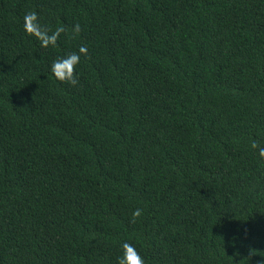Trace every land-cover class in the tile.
<instances>
[{"label": "trees", "instance_id": "16d2710c", "mask_svg": "<svg viewBox=\"0 0 264 264\" xmlns=\"http://www.w3.org/2000/svg\"><path fill=\"white\" fill-rule=\"evenodd\" d=\"M259 148L264 0H0V264H264Z\"/></svg>", "mask_w": 264, "mask_h": 264}, {"label": "clouds", "instance_id": "9594fccd", "mask_svg": "<svg viewBox=\"0 0 264 264\" xmlns=\"http://www.w3.org/2000/svg\"><path fill=\"white\" fill-rule=\"evenodd\" d=\"M23 21L26 34L34 37L42 48H48L50 46L55 47L60 34L64 31L62 27L57 28L55 31L42 27L39 22V17L35 12L26 13L23 17ZM74 31H80L79 24L75 26ZM87 52V48L85 46H81L77 52L66 54L63 57L54 60L50 68L54 78L62 83L66 82L70 85H75L77 83V68L80 63L81 56H86ZM252 147L254 149L258 147L256 142L252 143ZM259 155L264 157V148H259ZM140 215L141 210L136 209L132 213L133 220ZM117 264H146V261L133 244L124 242L121 245V254L117 258Z\"/></svg>", "mask_w": 264, "mask_h": 264}]
</instances>
